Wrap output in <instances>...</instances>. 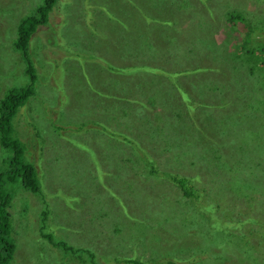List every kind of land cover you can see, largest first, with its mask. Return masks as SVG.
I'll use <instances>...</instances> for the list:
<instances>
[{
    "label": "rangeland",
    "instance_id": "1",
    "mask_svg": "<svg viewBox=\"0 0 264 264\" xmlns=\"http://www.w3.org/2000/svg\"><path fill=\"white\" fill-rule=\"evenodd\" d=\"M174 1L54 0L30 36L36 80L11 128L41 190L3 175L10 264H264V0H202L189 17ZM43 3L0 0V99L30 84L14 42ZM132 33L154 42L126 52ZM165 75L181 88L170 93ZM172 206L183 221L171 233Z\"/></svg>",
    "mask_w": 264,
    "mask_h": 264
},
{
    "label": "trees",
    "instance_id": "2",
    "mask_svg": "<svg viewBox=\"0 0 264 264\" xmlns=\"http://www.w3.org/2000/svg\"><path fill=\"white\" fill-rule=\"evenodd\" d=\"M132 1V0H131ZM215 1V0H214ZM54 0H44V3L41 4L40 6L37 7L36 13L35 14H29L25 16L19 23L18 25V34L16 37V40L14 42L15 48L19 49L21 54L20 57L25 63V72L28 74L30 77V84L24 86V87H14L13 89L9 90L6 92L5 96H3L0 99V147L3 148L4 150H7V153L3 160L5 161L6 166L4 167V170H0V264H10L8 261L10 260L11 254L14 250V245L13 242L10 240L8 234H9V226H10V213L6 210V205L9 202V198L11 193L9 191L4 190L1 188L2 180L4 178L3 175H6L7 179H9V182H16L17 180H20L21 184L24 186V188L28 189L29 191L33 193H37L41 190V184L39 182L38 174L36 172L35 166L26 160L24 158V148L22 143L18 140V138L15 135H12V128H11V119L18 109L19 106L23 104V102L26 100V98L32 94L33 92V81L36 80V74H35V67L32 66V63L29 59V52H28V43H29V38L30 36L36 31V29L44 24L47 23L48 21V13L49 11L52 10V4ZM261 4V3H260ZM132 5L134 6L133 2ZM171 5H174L176 7H179L181 11L185 13L186 16H191L190 11H194L195 6H199L204 8L205 6V1L202 0H175L174 2L171 3ZM186 6V7H185ZM212 11L214 10V7L211 8ZM228 18L230 19L231 22L235 20L241 21L242 23L245 22L247 25L249 24V21L242 16L241 13H231L227 15ZM129 45H128V50L126 52H133L134 50L138 49L141 47L142 49L143 46L145 45L146 42H154V40H151L149 38L144 39H137V36L135 34H131L129 37H127ZM199 44L201 46L205 45L207 47L211 46L210 41L206 42L204 40H200ZM262 46L260 50L255 51L260 52L261 56L263 53L264 56V44L260 45ZM240 47V46H238ZM133 50V51H132ZM125 52V53H126ZM135 54H139L142 52V50L134 51ZM124 55L126 56V54ZM197 53H199V50H197ZM206 53H210V51L205 52L204 54L206 55L205 59H212L211 56L207 55ZM253 51H248L246 52L247 56H253L256 54ZM211 54V53H210ZM258 54V53H257ZM201 58V57H199ZM203 58V57H202ZM107 64L106 67L108 70L111 69H120L123 71L124 74H129L132 69H136V67L132 66H121V65H114V63L111 62V60H106ZM139 68H148L145 65H139ZM148 69H156L157 72L163 71V69L160 70V68H148ZM196 67H194L193 72H195ZM165 77V78H164ZM163 78L166 80L167 84L170 85L169 87V92L171 91H178L181 88V85L179 82H174L173 80H169L167 75H165ZM129 88L131 87L128 85ZM150 87V86H146ZM200 95V94H199ZM198 95V96H199ZM121 98V97H119ZM125 98V97H122ZM128 98V97H127ZM147 98L150 100L151 95L150 93H147ZM193 101H197L195 97L193 96ZM177 102L173 103V108L176 105ZM206 103V102H203ZM208 104V103H206ZM205 105V104H204ZM214 108L216 107H224L225 105L220 103V102H215L214 105H212ZM193 107V104H192ZM212 107V108H213ZM193 111V110H192ZM193 116V113H192ZM216 116H219L217 114ZM223 116V115H222ZM217 118V117H216ZM128 140V137H126ZM137 149H139L138 145H135ZM148 153V151H146ZM150 152V151H149ZM154 153V152H151ZM150 155V153H148ZM225 157H223L221 154H215L213 158L209 159V162H212L211 165H215L216 170L222 165H217L218 162L221 163ZM149 161V160H148ZM152 161V160H151ZM224 168V167H223ZM216 172V171H215ZM164 176V174H162ZM167 177H169L176 185H178L182 191V194L184 195H190L194 194L198 196L199 193L196 192L195 186H191L188 184L189 180L187 177L184 176H177L173 174H165ZM172 211L169 213L167 219L169 221V228L168 231H171L172 225L176 228L177 232L181 231V226H182V221H183V215L182 212L178 215L177 218H173L172 215H175L173 206L171 207ZM43 213V220H45V217L47 213L44 211ZM172 213V214H171ZM171 214V216H170ZM42 220V221H43ZM179 220V221H178ZM204 221H200L196 223L195 230L199 233L198 227L203 224ZM174 230V229H173ZM172 233V231H171ZM48 239L52 240L53 237V244L54 245H62L63 248L69 249L70 247L67 246L64 242H59L54 241L56 239L52 234L47 233ZM117 260H124L126 262H129L131 264H157V261H153L152 263H146L140 260H136L134 258H117ZM163 262V261H162ZM168 264H179L174 261L173 258H167L165 263ZM183 262V261H182ZM193 263L196 262V260L192 261ZM195 264H200V263H195ZM204 264V263H203Z\"/></svg>",
    "mask_w": 264,
    "mask_h": 264
}]
</instances>
